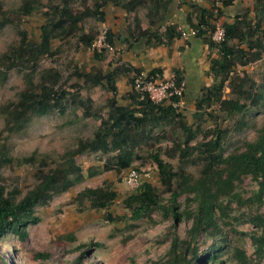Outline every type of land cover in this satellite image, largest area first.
I'll use <instances>...</instances> for the list:
<instances>
[{
	"label": "trees",
	"instance_id": "obj_1",
	"mask_svg": "<svg viewBox=\"0 0 264 264\" xmlns=\"http://www.w3.org/2000/svg\"><path fill=\"white\" fill-rule=\"evenodd\" d=\"M50 4L49 10L43 12L44 23L40 26L39 41H32L25 29L21 28L22 18L31 15L42 7L35 0H24L22 3L6 7L0 0V30L7 25L16 27L19 41L12 44L5 52L0 53V83L8 78L9 71L16 68L25 71V88L18 93L16 101H10L4 107V127L10 132H19L30 122L33 115H44L55 107H63L62 100L67 92L56 91L54 85L59 80V73L46 69L54 81L46 83L34 81V72L39 58L49 53L51 41L58 34L73 33L79 30V40L90 46L96 39L93 30L81 31L79 22L92 17L100 22L106 20L103 7L112 3L126 12L135 10L140 4H147V27L141 26L140 19L134 17V27L123 37L111 30L106 31V41L117 50L118 44L128 43V39L142 41L146 47L165 45L170 47L176 38L181 37L179 26L168 22V11L172 0H91L92 4L83 10L72 11L74 0H56ZM236 0H211L210 6L188 2V29L196 30L195 37L207 45L209 53L208 74L212 77L210 85L202 88V93L195 98L194 115H209L217 119L212 129L204 130L200 125L189 124L185 116L177 111L172 103L154 104L148 99H141L131 89L128 93L130 102L117 104L111 98L106 117H100L101 123L87 139H80L77 147L62 155L59 164L46 168L44 158L37 159V153L19 159L23 163L39 162L38 182L24 194L15 190H7L0 184V239L8 233L17 234L21 239L27 236V227L40 221L36 208L47 204L55 194L68 190L83 179V173L76 163L75 155L86 151L118 150L114 161L117 169L130 165V145L141 137L142 127L147 124L160 125L165 121L177 122L180 139L174 141L173 153L178 151L177 168L163 160L159 152L152 156L157 164L161 183L171 190L170 197L165 199L159 188L149 181H142L135 190L127 195L122 204L130 212V217L139 220L150 217L155 210L163 216L171 215L175 222H190L185 236L175 231L176 224L170 226L171 237L167 250L161 257L162 264H222L231 260L236 264H259L264 258V125L258 130L254 140L245 141L242 149H236L227 155L222 153L223 143L228 128L221 127L219 119L229 118L235 114H245L250 106H256L264 99V86L258 85L250 76L236 70L237 66H245L264 52L262 34L264 28V0H255L252 10L241 11L232 22H223L225 38L216 42L211 35L217 20L224 14V9L236 4ZM250 12L253 16L250 17ZM163 27V30L161 28ZM260 34L261 37H258ZM103 51L107 50L102 47ZM215 52V56L212 54ZM94 56L101 58L102 53L94 50ZM142 69L126 65H117L103 74L85 73L86 81L93 85L106 86L109 91H116V80L121 75L140 73ZM158 73L153 69L148 75ZM177 83L182 81L181 72L175 70ZM131 85L133 77L130 79ZM225 88L234 97H224ZM185 91L183 92V96ZM174 97L172 101H177ZM216 103L215 109L206 110ZM63 109V108H62ZM61 109V110H62ZM205 112V113H204ZM216 113L217 116L213 115ZM91 113L87 110L86 115ZM246 122L237 124L242 129ZM201 135V139L197 140ZM197 140V141H195ZM195 141L194 143H191ZM130 148V149H129ZM0 161L10 162L6 151L1 153ZM200 162L198 175L184 171L185 165ZM94 172V171H93ZM93 172L91 174H93ZM250 177L256 187L245 191L240 185ZM175 186L171 189L172 183ZM96 210L107 209L116 199L117 192L108 184L95 188H87L80 194ZM185 195L184 204L178 198ZM243 209L242 212H237ZM111 220H123L124 215L112 217ZM232 220L242 221L249 225L248 231H240ZM232 233V234H231ZM243 235L249 238L252 254L233 241V237ZM34 257L47 259L48 252L36 251ZM226 258V259H225ZM79 258L72 264H78ZM0 264H10L0 255Z\"/></svg>",
	"mask_w": 264,
	"mask_h": 264
},
{
	"label": "rangeland",
	"instance_id": "obj_2",
	"mask_svg": "<svg viewBox=\"0 0 264 264\" xmlns=\"http://www.w3.org/2000/svg\"><path fill=\"white\" fill-rule=\"evenodd\" d=\"M2 1L6 7H12L24 0ZM35 1L39 6L42 4V7H39L38 11L31 15L23 17L20 26L27 31L28 37L32 41H39L40 26L44 23L43 12L48 11V6L57 3V1ZM198 1H201L206 7H209L211 2V0H196V3ZM186 2L195 3L193 0ZM235 2L239 6L238 10L242 13L247 9L253 11L255 5V0H236ZM91 4V0H74L72 11L83 10L84 6ZM147 8L148 5L143 3L135 10L126 12L120 6L112 3L106 4L103 7L106 12L105 21L100 22L88 17L78 24L81 31L93 30L97 33L96 39L90 46L81 43L79 40L81 33L76 29L73 30V33L66 35L61 33L54 36L50 52L39 58L38 67L33 76L34 81L44 79L46 83H51L49 81H54V78L51 73L44 71L50 69L59 73V80L54 82V89L67 92L61 102L63 107L57 106L44 115H33L28 125L19 132H10L4 127L3 111L6 104L16 101L18 93L25 88L24 74L27 70L22 71L14 68L9 71L6 81L0 83V157L1 153L6 151L11 158L10 162L0 161V184L7 190H15L22 195L38 182L37 171L41 167L39 162L28 164L19 159L35 152L37 159H45L46 168L59 164L62 155L77 147L80 139H87L93 135L94 130L101 123L100 117H106L108 113L111 98L114 97L117 104H127L131 101L128 97V93L132 89L130 79L136 73L119 76L116 80L115 92L109 91L106 86L93 85V82L84 79L83 74L98 73L99 71L105 74L117 65H131L129 60L124 59L123 51H103L101 46L97 47L99 35L101 31L109 29L126 37L129 30L134 27V17L140 19L142 27H147ZM251 16H253V12H250ZM225 21L227 20L221 16L217 23L221 25ZM262 27L264 28V22ZM262 36L264 41V33ZM258 37H261L260 34ZM18 41L16 27L5 26L0 30V53L5 52L10 45L17 44ZM95 49L102 53L101 58L94 56ZM213 55L215 56V52ZM136 68L142 69V73H149L144 70V66ZM236 70L245 76H250L263 87L264 52L257 60L245 66H237ZM207 78V85H210L212 77L208 72ZM201 93L202 89L197 96ZM227 96L234 97L229 94V89L225 88L224 97ZM192 99L193 96L190 97V101H183L182 97L180 104L177 105V111L182 113L193 127L200 125L204 130L212 129L217 119L204 115L202 112L200 115H194L196 109L195 101L192 102ZM216 105L214 103L211 108L205 109L207 111L215 109L217 112ZM87 110L91 113L90 115H86ZM244 113L219 119L221 127L229 130L223 143L222 153L224 155L236 149H242L245 141L256 138L258 130L264 125V99L258 105L250 106ZM213 115L217 116L216 113ZM242 121L246 122V125L237 130V124ZM180 137L176 120L165 121L160 125L147 124L142 127L141 137L130 145V165L120 169H117V164L114 161L118 150L78 153L75 155V160L83 173V179L68 190L55 194L47 204L36 208L40 221L27 227L25 239H21L13 233H8L1 238L0 255L10 264H72L79 257L78 264H162L161 257L170 242V226L175 223L176 233L184 237L190 222L185 220L175 222L171 215L165 217L157 210L152 212L150 217H143L139 220L131 218L130 212L123 207L122 200L136 187H129L123 177L132 167L146 171L149 169L150 177L141 176L142 181H149L159 188L162 197L169 198L171 190L161 183L158 167L152 155L159 152L163 160L177 168L180 164L178 151L173 153V146L174 141ZM200 139L201 135L197 140ZM200 166V162H197L189 163L183 167L184 171L196 176ZM92 172L93 174H91ZM108 184L117 192V197L107 209L91 208L85 197L79 195L87 188ZM174 186L175 182L172 183L171 189ZM255 187L256 182L250 177L245 178L240 185L244 194L245 191ZM184 198L185 195L178 198L181 205L184 204ZM242 211L243 209H240L234 213ZM262 211L264 212V207H262ZM107 214L112 217L124 215L125 219L111 220L107 218ZM232 221L240 231H248L247 223ZM232 237L234 242L242 245L249 254H252L249 238L243 235H232ZM36 251L48 252L50 257L44 260L37 259L34 257ZM222 264L236 263L228 260ZM259 264H264V258Z\"/></svg>",
	"mask_w": 264,
	"mask_h": 264
},
{
	"label": "crops",
	"instance_id": "obj_3",
	"mask_svg": "<svg viewBox=\"0 0 264 264\" xmlns=\"http://www.w3.org/2000/svg\"><path fill=\"white\" fill-rule=\"evenodd\" d=\"M186 1L189 0H172L168 11V22L176 23L183 30H188L187 13L190 11ZM193 1L196 3V0ZM198 4L205 6L201 1H198ZM238 9L237 4L225 8L223 19L232 22L240 11ZM128 40V43L118 44L117 50L123 51L124 59L129 60L131 65L144 66L147 72L160 69L161 76L166 78L173 77L176 69L181 72L185 83L183 101H190L192 96L191 101H195L200 90L207 86L209 50L200 38L195 36L176 38L170 47L165 45L146 47L140 40Z\"/></svg>",
	"mask_w": 264,
	"mask_h": 264
},
{
	"label": "built area",
	"instance_id": "obj_4",
	"mask_svg": "<svg viewBox=\"0 0 264 264\" xmlns=\"http://www.w3.org/2000/svg\"><path fill=\"white\" fill-rule=\"evenodd\" d=\"M106 31L103 30L100 32L97 47L101 46L108 50H113L114 47L111 46L106 41ZM181 37L187 38L188 36H195L196 30L188 29L183 30L180 29ZM212 39L216 42H220L225 38V29L222 25L216 23L215 29L211 35ZM185 88V83L182 79L180 83L176 82L175 77L164 78L158 73H154L151 75L145 73H136L133 77L132 89L139 94L141 99H148L150 102L154 104L166 103L169 101L173 106L180 104L181 99L183 97V92ZM176 97L177 101H172V99ZM141 176H149L150 171L137 169V168H129L126 175H124L123 179L125 183L131 187H137L142 182ZM148 177V178H149Z\"/></svg>",
	"mask_w": 264,
	"mask_h": 264
}]
</instances>
